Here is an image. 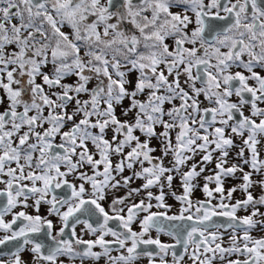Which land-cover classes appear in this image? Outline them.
Returning a JSON list of instances; mask_svg holds the SVG:
<instances>
[{
    "label": "snow or ice",
    "instance_id": "1",
    "mask_svg": "<svg viewBox=\"0 0 264 264\" xmlns=\"http://www.w3.org/2000/svg\"><path fill=\"white\" fill-rule=\"evenodd\" d=\"M0 264H264V0H0Z\"/></svg>",
    "mask_w": 264,
    "mask_h": 264
}]
</instances>
